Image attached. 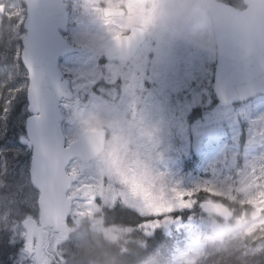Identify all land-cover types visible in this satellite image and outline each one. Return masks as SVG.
Wrapping results in <instances>:
<instances>
[{
    "label": "rangeland",
    "instance_id": "374dc122",
    "mask_svg": "<svg viewBox=\"0 0 264 264\" xmlns=\"http://www.w3.org/2000/svg\"><path fill=\"white\" fill-rule=\"evenodd\" d=\"M186 1L193 6L186 16L196 37L188 39L190 44L182 47L177 39L180 40L186 29L181 22L174 25L175 15L176 20L181 21L184 14H175L178 0L166 3L161 0H79L71 4L66 37L81 49L60 61L63 71L70 76L74 92V98L65 102L63 129L67 142L87 128L106 127L110 136L106 151L94 162L86 165L78 161L69 167L71 171L80 172L71 190L80 195L74 202L70 219L79 229L71 241L60 248L59 255L69 252L74 264H87L85 257L80 256L94 251L90 233H103L112 238L124 232L104 227L96 215L102 206L121 202L140 212L189 209L195 205L196 193L201 188L224 191L238 205L247 202L251 207L243 208L242 216L233 223L215 225L210 214L196 216L184 224L188 230L195 234L199 227L212 229L222 244L234 241L241 249L243 261L263 250V242L253 244L252 241L257 239L264 224V97H256L239 107L236 115L230 108L213 104L210 78L216 61V40L212 21L199 0ZM21 2L24 0L7 4V11L2 14L4 44L11 51H2L6 65H0L11 76L7 82L0 72V87L5 89L0 106V139L6 131L15 128L17 145L25 136L28 85L27 73L17 62L22 48L20 40L25 34L20 29L24 20ZM102 4H123L128 13L122 19H106L101 12ZM184 8L180 7L179 13ZM133 23L143 24L148 32L136 60L129 64L102 62L104 42ZM17 104L20 105L18 114L13 113ZM196 107L209 109L201 117L190 120ZM239 116L247 122L243 169L238 168L239 177L229 182L228 172L236 166L242 134ZM2 151L12 152L10 157L0 152V158L5 177L11 183L8 189H12L15 197L4 214L11 241L15 243L24 239L20 221L28 215L25 208L37 213L38 192L29 178L31 151L24 146ZM193 152L201 156L199 162H205L202 172L196 175L192 170L184 171V161ZM21 155L28 157V167L22 166L17 174L10 160ZM217 163L220 164L218 169ZM164 224L169 227L183 225V222L165 220ZM159 225L154 222L147 227ZM201 253L198 239L191 237L187 250L172 264H196ZM53 261L48 258L46 264ZM260 262L257 258L244 263ZM13 264L33 263L21 248Z\"/></svg>",
    "mask_w": 264,
    "mask_h": 264
},
{
    "label": "water",
    "instance_id": "95a60500",
    "mask_svg": "<svg viewBox=\"0 0 264 264\" xmlns=\"http://www.w3.org/2000/svg\"><path fill=\"white\" fill-rule=\"evenodd\" d=\"M68 0H27V18L23 39L22 58L30 74L29 112L26 121L28 139L33 149L30 167L31 181L39 191L38 204L42 226L28 219L23 222L27 240L38 238L47 226L59 231L62 240L70 232L67 219L70 215L72 196L67 192L76 174H67L71 159L79 157L90 161L104 148L106 130L86 131L77 141L66 146L62 131L63 115L60 109L63 98H71L68 80L59 68V58L78 48L71 45L61 31L68 26ZM210 7L217 39L216 92L223 102L244 100L258 92H264V0H244L247 8L235 9L215 0H205ZM112 9L107 14L115 13ZM143 31H135L126 37L111 40L106 46V59L129 61L143 42ZM59 141L64 149L62 172L68 178V186L62 206H56L54 186L49 171L54 167L52 147ZM226 219L230 210L216 203H206ZM37 232V233H36ZM64 235V236H63ZM41 255H38V260Z\"/></svg>",
    "mask_w": 264,
    "mask_h": 264
},
{
    "label": "trees",
    "instance_id": "16d2710c",
    "mask_svg": "<svg viewBox=\"0 0 264 264\" xmlns=\"http://www.w3.org/2000/svg\"><path fill=\"white\" fill-rule=\"evenodd\" d=\"M1 49L2 46H0ZM192 169L194 172L198 170L197 167H192ZM216 197L231 207H235V204L231 203L226 197ZM2 199L3 196L0 194L1 205H3ZM4 210L5 208L0 209V257L7 256L10 252L9 239L3 234L1 235L4 229L7 232L1 218ZM237 213H240L238 209H236ZM103 218L107 224L120 223L129 227L132 226L134 227L133 233H137L142 232V229L139 227L142 226L148 217L140 215L135 211L115 206L104 208ZM186 234L187 230L185 227L184 229L174 228L171 232H165L159 228L154 230L150 236H142L137 241L127 242L122 245L110 243L111 246H123V250L121 247L118 250H107L100 240H95L93 243L96 247V251L93 253L94 256L90 254L87 258L94 260L95 264H169L177 252L186 248L188 239ZM209 234L203 233L201 237L204 254L201 257L200 264H239L236 250L230 246L222 247L220 241L215 238L212 239L213 237L208 236ZM134 237H138V235L136 234Z\"/></svg>",
    "mask_w": 264,
    "mask_h": 264
},
{
    "label": "snow or ice",
    "instance_id": "6c2138e0",
    "mask_svg": "<svg viewBox=\"0 0 264 264\" xmlns=\"http://www.w3.org/2000/svg\"><path fill=\"white\" fill-rule=\"evenodd\" d=\"M20 105H17L15 108V113L18 114ZM9 124H12V121L9 120ZM15 128H11L7 135H5L2 139H0V152L5 157H10L11 153L2 151L3 149L12 148L19 146L20 148H23V145H17V140L14 135ZM52 153L55 157V163L54 167L50 169L49 171V177L50 180L54 186V200L53 203L56 206H62L64 201V196L66 195V188L68 186V178H66L62 172V164H63V155L64 149L59 143V141L55 142V144L52 147ZM27 156H19L18 158L11 159L10 164L13 168V171L17 174L19 173L22 166L28 167L27 165ZM0 264H12L10 260L7 259L6 255L3 257H0Z\"/></svg>",
    "mask_w": 264,
    "mask_h": 264
},
{
    "label": "bare ground",
    "instance_id": "6f19581e",
    "mask_svg": "<svg viewBox=\"0 0 264 264\" xmlns=\"http://www.w3.org/2000/svg\"><path fill=\"white\" fill-rule=\"evenodd\" d=\"M132 259V258H131ZM119 262V261H118Z\"/></svg>",
    "mask_w": 264,
    "mask_h": 264
}]
</instances>
